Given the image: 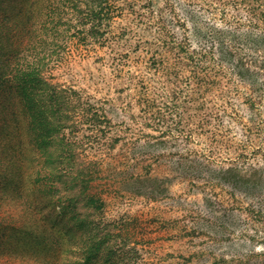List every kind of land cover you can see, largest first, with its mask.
Masks as SVG:
<instances>
[{
  "label": "rangeland",
  "instance_id": "1",
  "mask_svg": "<svg viewBox=\"0 0 264 264\" xmlns=\"http://www.w3.org/2000/svg\"><path fill=\"white\" fill-rule=\"evenodd\" d=\"M61 1L0 0V66L12 13H51ZM165 1L115 0L122 13L106 43L78 41L73 28L45 72L110 120L102 140L80 134L103 172L101 210L84 208L76 221L50 194L33 203L23 172L41 159L13 122L0 124V264H264V0H167L189 13L190 52L207 83L199 97L185 79L192 68L176 65L174 77L149 64L162 50L150 24Z\"/></svg>",
  "mask_w": 264,
  "mask_h": 264
},
{
  "label": "trees",
  "instance_id": "2",
  "mask_svg": "<svg viewBox=\"0 0 264 264\" xmlns=\"http://www.w3.org/2000/svg\"><path fill=\"white\" fill-rule=\"evenodd\" d=\"M48 8L51 13H33L31 7L24 11L18 9L17 12L22 13H12L8 19L13 21V29L7 39L11 49L0 66V124L4 127L13 122L21 134L19 143L28 149L32 160L41 159L35 163L34 170L31 161L19 155L16 159L21 168L25 161L28 162L23 174L25 181L34 188L33 203H38V197L51 201L47 198L50 194L80 221L84 208L97 212L103 207L96 189V181L103 179V172L99 163L88 161L84 156L88 143L80 134L87 130L90 132L87 140L92 137L102 140L110 130V120L80 91L53 83L45 72L55 68L53 56L72 43L69 34L73 28L81 30L78 41L103 46L112 18L122 13V9L115 0H78L75 7L71 1L62 0L61 9ZM174 9L166 0L156 21L150 24L157 31L156 42L162 50L159 57H151L149 64L156 74L165 72L174 77L177 76L173 72L176 65L192 68L185 79L188 83L193 79L197 95V90L207 84L204 67L197 68L201 60H194L190 52L189 13H174ZM142 90L143 94L150 92L147 86ZM145 102L150 107L151 104ZM161 120L158 118L157 122ZM224 175H232V181L227 184L236 188L237 170L228 169ZM132 179L143 181L140 177ZM43 187L46 190L43 191ZM143 192L153 191L149 187ZM93 239L88 251L97 253L100 241H96L97 236Z\"/></svg>",
  "mask_w": 264,
  "mask_h": 264
}]
</instances>
